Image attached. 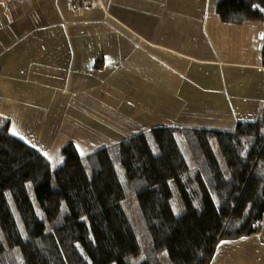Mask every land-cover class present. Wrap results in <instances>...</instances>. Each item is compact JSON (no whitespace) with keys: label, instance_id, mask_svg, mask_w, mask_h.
I'll return each mask as SVG.
<instances>
[{"label":"crops","instance_id":"0c3cea01","mask_svg":"<svg viewBox=\"0 0 264 264\" xmlns=\"http://www.w3.org/2000/svg\"><path fill=\"white\" fill-rule=\"evenodd\" d=\"M222 1L0 0V118L52 160L69 142L87 155L154 127L255 120L263 22H224ZM208 264H264V224Z\"/></svg>","mask_w":264,"mask_h":264},{"label":"trees","instance_id":"16d2710c","mask_svg":"<svg viewBox=\"0 0 264 264\" xmlns=\"http://www.w3.org/2000/svg\"><path fill=\"white\" fill-rule=\"evenodd\" d=\"M263 10L219 12L264 32ZM10 125L0 118V264H208L219 241L262 229L264 102L234 131L159 126L87 155L69 142L58 167Z\"/></svg>","mask_w":264,"mask_h":264},{"label":"rangeland","instance_id":"374dc122","mask_svg":"<svg viewBox=\"0 0 264 264\" xmlns=\"http://www.w3.org/2000/svg\"><path fill=\"white\" fill-rule=\"evenodd\" d=\"M23 140V139H22ZM124 140V139H123ZM122 141V140H121ZM80 153V152H79ZM81 154V153H80ZM81 155H84V154H81ZM50 160H52V159H50ZM53 162H54V166L55 167H58V164H59V161H57V159H55V160H53ZM176 211L179 213L180 212V209H176ZM140 236V235H139Z\"/></svg>","mask_w":264,"mask_h":264},{"label":"water","instance_id":"95a60500","mask_svg":"<svg viewBox=\"0 0 264 264\" xmlns=\"http://www.w3.org/2000/svg\"><path fill=\"white\" fill-rule=\"evenodd\" d=\"M264 32L262 31V32H260V34H259V37L262 39L263 38V36H264V34H263Z\"/></svg>","mask_w":264,"mask_h":264},{"label":"snow or ice","instance_id":"6c2138e0","mask_svg":"<svg viewBox=\"0 0 264 264\" xmlns=\"http://www.w3.org/2000/svg\"><path fill=\"white\" fill-rule=\"evenodd\" d=\"M13 133H14L15 135H20L19 132L15 131V129H13Z\"/></svg>","mask_w":264,"mask_h":264}]
</instances>
